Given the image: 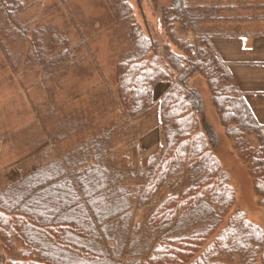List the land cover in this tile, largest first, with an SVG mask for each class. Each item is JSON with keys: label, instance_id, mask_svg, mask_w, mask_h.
I'll return each instance as SVG.
<instances>
[{"label": "trees", "instance_id": "1", "mask_svg": "<svg viewBox=\"0 0 264 264\" xmlns=\"http://www.w3.org/2000/svg\"><path fill=\"white\" fill-rule=\"evenodd\" d=\"M3 2L9 3L7 9H14H6V15L18 11V0ZM122 10L115 15L131 23V47L117 65L121 110L128 117H136L159 99L165 137L160 155L149 159L146 170L138 175L142 179L137 187L139 205L155 201L160 189L173 182L170 180L182 169L198 172L181 193L168 195L152 208L147 225L153 233L159 232V238L155 241L150 236L148 242L156 243L151 254L125 263L225 264L222 258L239 256L240 264H264V227L244 213H230L235 192L210 148L212 130L208 127L206 134L200 130L198 116H203L204 104L189 79L197 72L207 80L220 121L248 166L262 206L264 126L212 46L206 40L194 44L173 34L182 15L180 0L161 9L159 23L171 39L164 45L142 31L126 0ZM171 43L182 53L173 52ZM164 83L168 88L156 96L157 88ZM250 136L257 140L256 146L245 141ZM104 155L100 153L92 164L85 158H79L75 165L58 160L0 191V264H122L109 261L108 252L97 248V240L113 239L107 226L114 224L118 214L126 229L132 219L131 205L125 201L128 197L121 194L116 201L107 197L109 170L100 162ZM191 220L196 221V227L191 229L189 223L187 228L192 231H185V223Z\"/></svg>", "mask_w": 264, "mask_h": 264}, {"label": "rangeland", "instance_id": "2", "mask_svg": "<svg viewBox=\"0 0 264 264\" xmlns=\"http://www.w3.org/2000/svg\"><path fill=\"white\" fill-rule=\"evenodd\" d=\"M3 1H0V191L52 162L55 155L75 165L85 153L88 164L100 153L106 154L100 162L109 170L107 197L115 201L121 194L128 197L125 201L131 205L132 219L126 229L119 214V218H112L114 224L107 226V233L113 239L97 240V248L108 252L113 263L146 259L156 244L148 242L150 236L155 241L159 238V232L153 233L147 225L152 208L168 195L181 193L198 172L182 169L170 180L173 182L160 189L155 201L139 205L137 187L142 179L138 175L146 170L149 159L160 155L165 137L159 99L136 117H128L121 110L117 65L130 50L131 23L124 16L117 17L115 12L123 13L125 0H18L20 6L13 15H6L9 3ZM126 1L147 36L159 45L170 42L165 28L158 29V22L161 9L171 0ZM173 34L181 38L176 28ZM170 49L182 53L177 45H171ZM189 84L198 89L204 104L203 116H198L200 130L206 134L209 127L214 132L209 134L210 148L235 192L230 213H244L250 221L264 227V206L260 204L254 179L220 121L207 80L196 72ZM165 90L166 83L157 88L156 96ZM246 140L257 145L251 136ZM142 164L145 166L140 167ZM118 165L124 168L119 169ZM189 223L193 229L196 221L185 223V231L191 232L187 228ZM123 232H128L129 237ZM221 262L240 264V258L226 257Z\"/></svg>", "mask_w": 264, "mask_h": 264}, {"label": "crops", "instance_id": "3", "mask_svg": "<svg viewBox=\"0 0 264 264\" xmlns=\"http://www.w3.org/2000/svg\"><path fill=\"white\" fill-rule=\"evenodd\" d=\"M180 1L182 15L174 28L181 32V39L194 44L206 40L212 46L255 118L264 126V0ZM170 2L166 7L173 5V0ZM86 157L85 153L82 158ZM59 158L62 157L55 155L50 163Z\"/></svg>", "mask_w": 264, "mask_h": 264}]
</instances>
